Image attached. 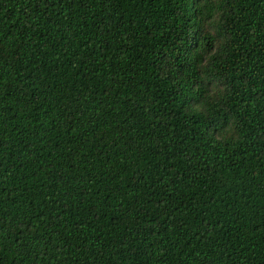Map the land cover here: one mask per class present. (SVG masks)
<instances>
[{
    "label": "trees",
    "instance_id": "1",
    "mask_svg": "<svg viewBox=\"0 0 264 264\" xmlns=\"http://www.w3.org/2000/svg\"><path fill=\"white\" fill-rule=\"evenodd\" d=\"M0 264H264V0H0Z\"/></svg>",
    "mask_w": 264,
    "mask_h": 264
}]
</instances>
